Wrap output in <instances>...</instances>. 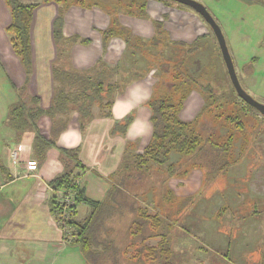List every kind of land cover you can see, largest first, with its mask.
Here are the masks:
<instances>
[{"label":"rangeland","instance_id":"374dc122","mask_svg":"<svg viewBox=\"0 0 264 264\" xmlns=\"http://www.w3.org/2000/svg\"><path fill=\"white\" fill-rule=\"evenodd\" d=\"M32 1L33 3H41L42 0ZM77 1L73 0L72 4ZM83 1L88 5L92 2L100 5H104L101 2L107 3L106 10L108 11L102 8L96 9L105 14L108 23L110 21L109 27L112 26L111 19L113 20L115 16L119 17L118 14L113 15L111 12L114 13V10H117L120 6L124 7L136 2L138 4L136 7H138L140 3L148 2V0ZM156 1L160 3L157 5L158 12L152 13L147 9V17L141 18L142 21L148 23L154 29V38L144 39L146 36L136 35L142 38V41L149 42L152 40V42L142 47L141 42L133 41L131 48L127 47L122 61L124 66L122 68L120 65L116 66L118 74L111 80L115 86L113 93L111 95L106 94L108 91V82H106L103 101L101 104H95L102 106L107 111L109 102L120 94L119 89L124 86L122 79H129L130 82L141 79L147 81L148 78H151V75L155 76L156 74L158 78L154 85L153 95L156 93L166 95L165 92L167 94L172 93L177 95L174 100L178 101L180 98L178 93L184 90L191 91L193 86L195 87L194 90L200 89L202 91L195 93L197 101L193 103L191 108L187 105L181 113L182 118L187 116L189 119L196 115L197 117L193 116L196 117V120L204 109L209 110L208 107L211 102L208 103V96L205 93L209 95L210 92L213 93L210 95V101L216 99L225 106L220 109L222 112L220 125L226 123L225 115L236 118L240 111V100H237V94L233 90L213 31L209 28L214 39L205 40L204 38L196 42L194 37L199 30L193 22L203 21L200 15L189 7L169 0ZM195 1L203 4L220 26L243 89L257 102L264 104V2L257 0ZM74 7L85 9L76 5L71 7L66 5L57 6L54 18L47 13L46 17L39 15L37 20L40 25H36V30L40 34L44 33L47 22H52L53 31H55L57 50L53 52V55H49V64L45 63L52 68V72L55 68H58L60 63H67L72 59V56H80L82 53L87 54L89 57L93 56V49L96 51L95 47L93 45L81 46L79 39L83 41L88 37L90 42L100 45L95 40L97 37L93 34L92 22L89 28L83 23L71 20L69 12ZM93 9L92 7L85 10L93 12ZM101 11L99 13H102ZM119 11L124 17L126 16L122 10ZM99 15L102 17L101 14ZM99 15L97 18L101 19ZM110 15H113V17ZM108 17L111 18L108 19ZM134 20L131 17V19L126 20L125 24L122 22L121 25L128 29L129 23ZM42 21L44 24H42ZM204 24L208 26L205 22ZM204 24L202 23V26ZM65 26H68V28L66 29ZM67 31L73 35H71V38L65 36ZM108 41L111 42V40ZM106 42L103 38V44L107 46L103 47L105 52H102V61L99 66L95 71L91 69L83 72L82 76L91 75L92 78L96 79L100 71H106L110 74L112 68L108 63H103L105 60L103 57L109 48V43ZM81 47L83 48L82 51ZM135 54L138 55L137 58ZM182 60H184V65L181 70L184 71L185 68L189 70V74L178 80L182 82L183 88L179 87V90L170 91L169 89L168 91L167 86L163 84L160 86L167 79L166 70L170 72L168 74L169 83L176 82V75L180 72L183 73V71H175L173 65L179 64ZM86 63L88 62L86 61ZM125 64H128V66L126 67ZM34 66L35 59L33 56L30 73H27L29 78L33 74ZM113 68L115 69V67ZM77 85L78 82L73 88L68 87L67 90H75L78 87ZM200 97L204 101L202 108L199 107ZM30 98L32 97L21 98V102L23 104L26 102L28 108L35 110L37 105ZM186 101L187 99L184 105ZM188 104H191V101H188ZM134 109V116L129 123H119L115 126L117 132L124 134L135 118L143 119L142 114L135 116L141 111V108H138L137 105ZM214 112L216 113V110ZM212 115L206 114L207 117H204L200 123L208 124L212 129ZM241 116L244 130L242 133L234 134L235 143L232 155L235 163L226 173L219 174L213 179L207 177L205 171L192 169L190 166L192 162L186 159L183 160L176 154H172L170 164H175V174L178 176L175 175L170 179L166 167L158 171L151 168L149 174L146 173L142 176L135 169L136 166L132 168L136 162L134 164L133 161L131 164V160L127 163L128 169L132 170L133 180H130V186L134 193L131 192L129 204L124 207L126 210L111 215L105 213L103 218L95 225L94 240L98 245H92L91 248L99 252L96 264H151L145 261H129L134 255V249L129 248L132 237H130L128 229L134 221L139 220L140 210H146L150 214H159L162 218H168L169 224L172 226L168 233V239L175 255L174 264H264V116L253 108L242 111ZM81 125L80 121V127ZM227 132L228 130L224 127L220 130L223 138H226ZM136 140L139 142H137L138 146H140L145 137H139ZM127 167H123V170H121L127 173ZM187 169L190 173L183 176ZM138 176H140L139 179H137ZM170 187L176 192H183L181 189L187 187L185 192L188 196L177 198ZM169 188L172 192L171 196L166 195V190ZM188 188L191 189L190 192ZM194 222L199 224L196 228L193 226ZM148 234L149 231L142 233L143 236L139 237L138 242H136L138 246L144 236ZM101 242L104 243L101 244ZM158 242L159 239L154 238L147 243L156 246ZM109 243L111 245L108 246L111 247L105 251L104 246ZM128 248L130 251L126 255H122L121 252L126 251ZM115 249L118 251L115 252ZM73 250L78 254V258H80L79 256L82 258L80 261L75 260V263L71 264H89L79 245H74Z\"/></svg>","mask_w":264,"mask_h":264},{"label":"crops","instance_id":"0c3cea01","mask_svg":"<svg viewBox=\"0 0 264 264\" xmlns=\"http://www.w3.org/2000/svg\"><path fill=\"white\" fill-rule=\"evenodd\" d=\"M21 1L33 3L32 0ZM147 4L149 12H158L157 5L160 4L158 1L148 0ZM56 9V4L44 3L35 12L31 29L32 57L34 56L35 66L33 74L29 78L20 59L13 53L11 36L6 31L11 22V12L5 1L0 0V264H71L75 263V260L80 261L82 257L78 258V254L74 252V245L71 244L72 238L68 239L70 236L66 235L68 233L58 222L56 214L52 212L54 193L51 182L65 173V160H69L63 157L61 149L79 148L78 157L84 170L76 169V173L79 174L78 183L85 190L87 198L96 202H106L108 208L105 213L111 215L126 210L124 207L128 206L131 192H133L130 186V180H133L132 170L128 169L127 163L132 160V164L135 157L144 152L153 135L152 126L151 134L145 137L142 145L138 146L137 138H129L127 131L124 134L117 132L115 126L119 123L123 124L126 118L133 117L134 107L137 105L141 111L135 116L142 114L143 119H147L152 125L149 101L154 96V85L158 78L156 74L155 76L151 75L147 81L141 79L130 82L127 78V80L122 79L124 86L122 85L123 87L119 89L120 94L115 97L110 109L105 111L101 106L95 104L89 118L85 119L76 112L53 117L46 114L37 116L35 120L37 130L44 136L46 142L49 141L53 144L45 146L43 155H39L36 149L35 142L39 132L32 128L18 130L10 124L11 109L22 103L21 98L36 97L39 103L35 107L45 112L52 106L55 90L63 86L61 82L55 80L52 68L45 64H49V55H53V52L57 50L52 22L45 24L44 33L40 34L36 30V25H40L37 22L39 15L46 17L45 15L48 13L54 18ZM98 10L94 8L92 12L77 7L70 9L69 15L72 21L83 23L89 28L92 22L91 28L97 37L95 40L100 45L93 44L90 39L88 42L79 39L81 46L93 45L95 47L96 51L93 49V56L89 57L85 53L80 56H72V59L67 63L59 64L62 67L58 65V68L55 69L68 72L70 75H80L87 70L95 71L99 66L102 61V52H105L103 47L107 46L103 44L102 33L109 27L110 21L108 23L105 14L101 10L103 14L99 13ZM98 15L101 19L97 18ZM125 17L123 15L119 17L120 23L125 24L127 19H131V17ZM108 19L110 18L108 17ZM133 19L135 20L129 23L130 29H128L134 35L146 36L144 39L154 38V29L148 23L142 21L141 18ZM200 21H192L199 30L195 34V41L204 38L205 40L214 39L211 28ZM202 23L205 26H202ZM42 24H44L43 21ZM156 24L159 25L158 22ZM65 28L67 29L68 26ZM71 35L68 31L65 32L67 38H71ZM108 47L103 57L105 59L103 63H108L113 72L107 73L108 78L105 82L114 86L111 80L118 74L116 66L120 65L121 68L124 66L122 61L127 45L122 39L115 38L111 39ZM80 49L82 51L83 48ZM125 66L127 67L128 64ZM184 72L189 74L187 68L184 69ZM137 85L146 90L148 95V98L142 103H137L131 96V90ZM197 92L202 91L200 89L192 91L180 112V119L184 122H192L197 117L196 115H193L196 116L195 118L192 116L189 119L187 116L181 117V113L187 105L191 108L197 101L195 98ZM201 97L200 108L204 103ZM188 101H191V104H188ZM129 104L134 106L131 110L127 107ZM117 106L121 114L127 112L123 119H117L115 116ZM106 113H109V116ZM25 120L32 124L30 119L26 118ZM80 121L85 126L84 131L80 127ZM19 145L22 146V152L18 164L14 166L10 153ZM70 164L74 167L75 162ZM30 165H35V169H29ZM123 167H127V173L122 171ZM132 168H135L139 174L140 170L145 173V170L140 169L137 164ZM144 173H141L142 176L145 175ZM200 177L202 176L200 175ZM139 178L140 176L137 179ZM170 188L171 191L172 188ZM186 189L187 187H183L181 189L183 192L172 190L176 197L180 198L187 195ZM190 190L188 188L189 192ZM90 212L89 205L77 204L75 220L83 221ZM198 225V222L193 223L195 228ZM91 236L93 237V227Z\"/></svg>","mask_w":264,"mask_h":264},{"label":"trees","instance_id":"16d2710c","mask_svg":"<svg viewBox=\"0 0 264 264\" xmlns=\"http://www.w3.org/2000/svg\"><path fill=\"white\" fill-rule=\"evenodd\" d=\"M4 1L11 12V22L7 26L6 31L11 36L12 50L15 56L20 59L21 64L27 73L30 72L32 67V24L35 12L41 4L55 3L57 6L66 5L69 7L76 5L82 6L85 9L93 7L106 10L107 8V3L105 2H101L104 5H100L99 3L93 4V2L92 4L88 5L83 0H78L77 2H74V4H72L73 0H42L41 3H24L21 0ZM257 1L264 2V0ZM147 3L148 2L140 3V6L136 7L138 4L136 2H132V4L127 6H120V8L114 10V13H111L113 15L116 13V15L118 14L120 17L122 13L119 10H122L123 14L126 16L133 18H144L147 17ZM113 15L110 16L113 17ZM119 17L115 16L113 20L111 19L112 26L110 25V27L102 33L103 38L106 41L115 38L122 39L129 49L131 48L133 41L141 42L142 47L152 42V40L149 42L142 41V38L137 37L129 29L123 27L119 21ZM88 41L89 40H83V42ZM183 65V60L180 61L179 64H174V70L183 71L181 70ZM53 73L55 80L61 82L63 86L56 89V91H58H55L52 99V106L48 111L43 112V110L38 107L35 110L30 109L26 105V102H24V104L21 103L14 106L10 113L9 122L14 128L18 130L32 128V130L39 132L38 138L35 142L39 155H43L46 148L45 146L53 144L49 141L46 142L44 136H42L40 131L37 130L35 123L36 117L41 116L42 114L53 117L59 114H70L72 112H76L85 119L89 118L93 105L95 103L101 104L103 101V94L106 85L105 81L108 78V72L106 71H102V73H100L96 79L92 78L93 76L91 75L82 76L81 74L78 76L82 77L76 78L68 74V72L59 71L57 69H54ZM169 73V70L165 71L167 79H165L160 86H162V84L167 86L166 88H168V91L169 89L170 91H173L179 90V87L183 88L182 82L178 80L184 75L186 76L187 73L184 71L183 73H178L175 77L176 82L172 84L169 83L168 80ZM74 76H77V74ZM77 82V89L70 91L67 90L68 87L73 88ZM194 82L196 83V81ZM194 88L195 87L193 86L191 91L181 90L182 92L178 93L180 94L178 101L174 100L177 97L176 94H167V92H165L166 95L156 93L149 101V107L152 112V139L149 145L145 148L144 152L137 155L134 160V164L136 162L140 169L145 170V173L140 170L141 173L149 174L151 168L158 171L166 167L169 174V179L177 175L175 174V164H170L172 154H176L181 159H186L187 161L192 162V164H190L192 169L195 168L205 171L206 176L212 179L219 174L226 173L228 169L235 163L232 155L235 143L234 134L242 133L244 130L241 112L252 108L242 101L237 95V100H240L241 104L239 106L240 111L238 112L237 117L235 118L230 115H225L224 118L226 123L224 122V125H220L222 120V112L220 109L225 106L219 103L216 99L210 101V95L213 94L212 92H210L209 95L205 93L208 96V103L211 102V105L208 107L209 110L204 109L198 118L193 122H184L180 119V112L184 107L185 100L190 95V93L194 91ZM114 89L115 86L108 84V91L106 94L111 95ZM30 99L32 102H35L36 105L39 103V100L36 97H32ZM112 102L113 100L109 102L107 106L108 109H110ZM214 110H216L217 114L214 112ZM109 113H106V115L109 116ZM206 114H213L211 118L212 129L208 124L200 123L204 117H207ZM26 118L30 119L32 124L28 123L25 120ZM131 120L132 117H128L124 120V122L129 123ZM223 127L224 129L228 130L226 138H223L220 134V130ZM84 128L85 126L82 124L81 129L83 131ZM61 153L65 159L68 158L69 160H65V173L51 182L53 190L55 191L59 189L72 188L76 195L77 204L85 203L89 205L91 207V212L83 221L77 222L74 217L65 223L63 222L61 216L62 208L59 202L56 200L57 197L55 195L52 198V212L56 214L58 222L61 226H63V229L66 231V233H68L66 235L70 236L68 239L72 238L71 244L79 245L81 247V252L83 255H85V258L88 260L89 264H96L99 252L91 248L92 245H98L94 240V227L97 224V221L100 220V218L105 214L108 205H106V202H96L87 198L85 195V190L79 184H77L79 174L76 173V169L80 168L81 170H84V166L81 165L78 157L80 153L79 148L72 150L61 149ZM74 162L75 165L72 167V164L70 163ZM189 173L190 171L187 169L183 176H187ZM171 194L172 192L167 189L166 195L171 196ZM76 208L77 205L74 211L75 215ZM138 218L139 220L134 221L132 226L128 229L129 235L132 237L129 248L134 249V255L129 261H145L151 264H174L175 255L171 249V246L169 245L168 239V233L172 226L169 224L168 218H162L159 214H150L146 210H140ZM92 227L93 239L91 236ZM146 231H149V234L144 236L139 244V247L136 242H138L139 237L143 236L142 233H146ZM154 238L159 239V242L156 246H152L147 243L150 239ZM103 243L104 242L101 244ZM108 245H111V243L104 246L105 251L111 247ZM129 248L126 251H122V255H126L130 251ZM114 251L117 252L118 250L115 249Z\"/></svg>","mask_w":264,"mask_h":264},{"label":"water","instance_id":"95a60500","mask_svg":"<svg viewBox=\"0 0 264 264\" xmlns=\"http://www.w3.org/2000/svg\"><path fill=\"white\" fill-rule=\"evenodd\" d=\"M169 1L181 4L183 6H186V7L193 9L209 25V27L211 28V30L213 31V33L216 37V40H217L218 45L220 47V51H221L223 61L225 63V66H226V69L228 72L230 82H231L235 92L237 93L238 97L242 101H244L246 104H248L250 107H252L257 112H259L261 115L264 116V104L257 102L243 89V87L240 83L237 71H236L234 61H233L231 53H230V50L228 48L225 36H224L220 26L218 25L216 20L211 16V14L208 12L206 7L203 4H201L195 0H169Z\"/></svg>","mask_w":264,"mask_h":264},{"label":"clouds","instance_id":"9594fccd","mask_svg":"<svg viewBox=\"0 0 264 264\" xmlns=\"http://www.w3.org/2000/svg\"><path fill=\"white\" fill-rule=\"evenodd\" d=\"M131 96L136 100L137 103H142L148 98L146 90H144L140 85L135 86L131 90ZM129 110H131L133 105L129 104L127 106ZM127 115V112L121 114L118 111L115 112V116L117 119H123L124 116ZM127 136L131 139H136L139 137H146L151 134L152 125L147 119H134L132 123L127 128Z\"/></svg>","mask_w":264,"mask_h":264},{"label":"built area","instance_id":"2783aa9c","mask_svg":"<svg viewBox=\"0 0 264 264\" xmlns=\"http://www.w3.org/2000/svg\"><path fill=\"white\" fill-rule=\"evenodd\" d=\"M22 152V146L19 145L17 148L11 151L10 156L14 166H16L20 159V153ZM29 169H35V165H30ZM79 184V183H77ZM54 195L57 197L62 208V220L67 222L75 217L74 211L77 205L76 195L72 188L53 190Z\"/></svg>","mask_w":264,"mask_h":264}]
</instances>
